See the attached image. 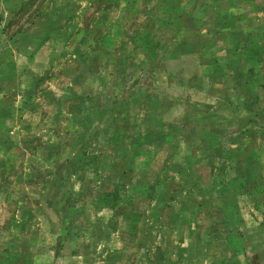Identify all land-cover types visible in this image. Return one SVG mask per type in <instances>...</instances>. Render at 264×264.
Segmentation results:
<instances>
[{"label": "rangeland", "instance_id": "1", "mask_svg": "<svg viewBox=\"0 0 264 264\" xmlns=\"http://www.w3.org/2000/svg\"><path fill=\"white\" fill-rule=\"evenodd\" d=\"M0 264H264V0H0Z\"/></svg>", "mask_w": 264, "mask_h": 264}]
</instances>
